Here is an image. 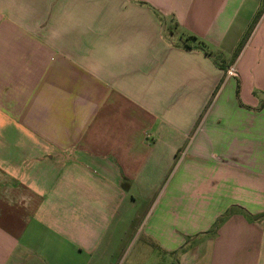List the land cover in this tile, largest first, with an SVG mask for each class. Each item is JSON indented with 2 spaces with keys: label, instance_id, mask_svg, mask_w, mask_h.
<instances>
[{
  "label": "crops",
  "instance_id": "1",
  "mask_svg": "<svg viewBox=\"0 0 264 264\" xmlns=\"http://www.w3.org/2000/svg\"><path fill=\"white\" fill-rule=\"evenodd\" d=\"M263 2L0 0V264H264Z\"/></svg>",
  "mask_w": 264,
  "mask_h": 264
},
{
  "label": "trees",
  "instance_id": "2",
  "mask_svg": "<svg viewBox=\"0 0 264 264\" xmlns=\"http://www.w3.org/2000/svg\"><path fill=\"white\" fill-rule=\"evenodd\" d=\"M182 45L187 49H199L206 55H209L207 46L204 42L194 36H186L181 38Z\"/></svg>",
  "mask_w": 264,
  "mask_h": 264
},
{
  "label": "rangeland",
  "instance_id": "3",
  "mask_svg": "<svg viewBox=\"0 0 264 264\" xmlns=\"http://www.w3.org/2000/svg\"><path fill=\"white\" fill-rule=\"evenodd\" d=\"M263 5H264V2H263ZM226 75V74H225ZM224 79H225V76H224ZM229 79V78H227ZM230 79H233V77H230ZM138 234V233H137ZM136 232L132 229L130 232H129V235L127 238H129L130 240V247L133 248L132 250V254H134V252H136V250L138 251V246L140 245V243L142 242L141 239H138V241L136 242V245H135V241H136V236H137ZM135 245V247H134Z\"/></svg>",
  "mask_w": 264,
  "mask_h": 264
},
{
  "label": "built area",
  "instance_id": "4",
  "mask_svg": "<svg viewBox=\"0 0 264 264\" xmlns=\"http://www.w3.org/2000/svg\"><path fill=\"white\" fill-rule=\"evenodd\" d=\"M225 78H230V77H234L235 76V67L234 66H230L226 72H225Z\"/></svg>",
  "mask_w": 264,
  "mask_h": 264
}]
</instances>
